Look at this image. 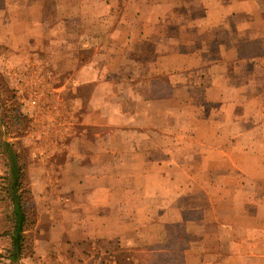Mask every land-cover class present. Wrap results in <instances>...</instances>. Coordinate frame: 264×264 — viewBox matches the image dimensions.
<instances>
[{"label": "crops", "instance_id": "crops-1", "mask_svg": "<svg viewBox=\"0 0 264 264\" xmlns=\"http://www.w3.org/2000/svg\"><path fill=\"white\" fill-rule=\"evenodd\" d=\"M96 5L100 11L97 18L104 25L101 31L92 34L86 30L85 21L86 14L89 16L91 7ZM129 7L132 8L130 13L127 12ZM117 11L130 15L133 20L122 16L117 26ZM108 22L110 27L105 25ZM124 22L131 24H124L129 28L116 38L128 46L131 60L114 53L108 38L111 26L122 28ZM139 22L141 27L136 30ZM0 23V44L17 51L20 56L49 55L69 72H83L92 63L91 67H105L106 74H115L113 71L116 70L124 75L121 81H116L118 86L146 87L142 97L135 94L131 99V96L120 95L115 99L111 97L110 88V94L101 95L103 99H100L97 87L102 85L103 74L97 77L98 83L86 99L85 115L96 123L87 121V126L99 128V133L91 135L94 152L89 155V163L85 161L86 154L83 156L79 152V145L74 142L71 145V149L77 151L73 160L78 156L80 164L72 165L79 169L69 171L68 175L72 177L81 170L84 172L76 179L78 190H81L79 184L83 183L82 204L75 202L70 207L73 210L69 215L75 220L69 228L76 231L75 223L81 222L82 234L76 231L80 239L115 241L119 246H132L130 239L125 242L122 239L124 235L140 230V218H145L154 230L158 227L161 232L158 235L151 233V241L134 248L147 249L152 255L160 252L164 256H180L183 264H213L215 255L229 262L234 254H224V232L231 234L234 229L248 227L237 223L232 215L228 220L215 216L219 200L206 187L202 186L201 200H194V195L185 191L176 194L178 198L186 197V202L174 210L176 216L173 219L165 218L167 215L163 220L155 218L150 204L165 197L164 182H174V176L168 173L156 175L155 172L180 169L190 163L189 159L176 160L173 155L175 150L190 148L186 139L174 137L177 131L178 135H185L187 129L165 126L167 120L171 117L194 118L199 127H195L193 134L201 149H235L233 119L242 120L249 126L254 124L255 115L247 113L245 107L255 101L264 103V0H0ZM16 37L25 39L26 43L21 47L15 45L12 39ZM131 101L135 103L132 111L126 110ZM144 101L145 108L136 109ZM192 101L206 106L201 105L200 109L195 108L186 115L178 112V116L173 110L164 108L170 102L185 108L187 103L192 105ZM216 102L220 103V110L213 107ZM161 105L163 109H155ZM229 106H242L243 113L234 117L229 113ZM142 118L147 119L146 125L140 122ZM124 120L125 123H120ZM106 129L108 131H103ZM156 136L162 139L156 141ZM225 136L226 145H220L219 140ZM243 150L249 154L251 147L246 145ZM126 151H130L126 159L132 168L141 165L148 169L140 175L134 173L128 179L136 182L142 177L152 183L141 188L139 193L130 194L129 199L141 198L147 202L141 208L123 209L115 203V197L120 196L122 189L102 183L122 182L123 177L117 168L115 172L104 174L107 165L99 158L108 156L120 165ZM259 159L264 158L260 156ZM226 165L230 168L225 169L226 175L222 178L229 182L234 180L235 163L232 159L226 160ZM86 170H94L97 174L89 175ZM202 174L188 175V180L197 182ZM239 177L243 182L247 179L243 174ZM210 180L215 181V177ZM91 182L99 184L89 185ZM252 182L258 183L259 191L247 194L245 200L259 217L264 213V193L261 192L264 181ZM212 235L216 237L214 248L208 241ZM181 244L184 249L178 253L175 249ZM232 245L234 241L228 244ZM198 247L204 248L194 253V248ZM247 256L250 260V255Z\"/></svg>", "mask_w": 264, "mask_h": 264}, {"label": "rangeland", "instance_id": "rangeland-1", "mask_svg": "<svg viewBox=\"0 0 264 264\" xmlns=\"http://www.w3.org/2000/svg\"><path fill=\"white\" fill-rule=\"evenodd\" d=\"M131 10L132 8L129 7L127 12L130 13ZM119 12L116 13L117 26H119L122 16L130 21L133 20L130 15ZM99 14V6L97 5L91 7L89 16L86 14L85 28L87 31H91L92 34L103 29L104 22L97 18ZM124 24L131 23L124 22L122 28L116 25L111 26L108 38L112 41L114 53L131 60L132 54L127 50L128 46L122 40L118 41L116 38L119 34L122 35L126 32V27L129 28ZM133 24L135 23L133 22ZM105 25L110 27L109 22ZM139 27H141L140 22L136 24V30ZM12 40L15 45H20V47L26 43L25 39L19 37ZM26 57L20 56L17 51L10 50L0 44V114H11L18 108L21 114L29 120L28 124L25 125L9 126L12 133L18 132V130H28L22 138L12 141L17 143V147L22 153V161L26 166V179L31 191V205L35 207L36 211L35 218L32 219L33 221L36 220L35 227L32 228L31 232L34 241V253L21 260L19 264H111L114 257L121 256L123 253L135 255V252L132 251L139 249L134 247H138L140 243L151 241V233L160 234L161 231L157 230L158 227H155L154 230L149 220L140 218L142 219L139 221L140 230L132 234H126L124 235L125 238L122 239L124 242L130 239L132 246H119L114 243L115 241L80 239L81 236L77 232L82 234L83 224L76 222L75 229L77 232L72 231L69 224L74 223L75 217L69 214L73 210V208H70L72 204L75 202L82 204L83 192L81 186L83 183L79 184L81 190H78V183L76 182H78L79 175L84 171L81 170L78 172L79 174L76 173V176L72 177L68 173L79 169V167L75 168L72 165L80 164L78 156L73 160L74 152H77L71 149L73 142L79 145V152L81 151L83 156L84 153L86 154L84 158L88 163L89 155L94 152L90 141L93 134L99 133V128L87 126V121L91 124L94 121L93 125L96 123L95 120H89L85 114L86 99L94 89V84L98 83V81L96 82L97 77L103 74L102 78L104 79L101 81L102 85L97 87V97L110 94L109 89L111 88L112 98L116 99L122 95L126 98L131 96V99H134L135 94L140 97L144 96L146 87L133 89L125 85L118 86L116 81H121L120 79L124 75L118 74L116 70L113 71L115 74H106L105 72H108V70H104L105 67H91L90 64L92 63L83 72H69L65 66L63 68L62 64L52 60L49 55L28 54ZM130 72L128 71V73ZM107 79L108 81H106ZM12 97L15 101L14 110L9 109V105L2 104V102ZM100 99H103V96ZM145 102H141L142 105L138 104L136 109L143 110ZM134 104L132 102L126 105V110L132 111ZM178 104L177 102H170L164 108L173 110L174 115L177 114L178 116V112L186 115L192 113L195 108L200 109L201 105L206 106L204 103L196 101H192V105L187 103L185 108L180 107ZM213 107L221 109L220 103L217 102ZM236 107L231 108L229 106L228 108L229 113L234 117L243 113L242 106ZM155 109L159 110L163 107L162 105L156 106ZM205 109L206 111L209 110L208 107ZM245 109L250 115H255L252 119L254 124L249 126L242 120L237 122L233 119L235 121L233 124L235 149L199 148L196 144L198 138L193 134V130L199 125L194 118L184 119L181 117L176 119L171 117L165 123V126L171 128L180 126L187 129L188 132L185 135L183 133L178 135L176 130L177 133L174 134V137L186 139L190 148L180 151L175 150L173 155L176 160L186 161V159H189L190 163L180 169H158L155 172L156 175L165 176L168 173L170 176H174L172 180L174 182H164L166 195L162 198V201L159 199L158 202L150 204L151 212L154 213L155 211L152 216L163 220V216L167 215L165 218L173 219L176 216L174 210L186 202V197L184 199L178 198L176 194L185 191V193H192L194 200H201L202 186H204L212 196L219 200V208L215 216L218 215L228 220V217L232 215L231 218L237 223L248 227L234 229L231 234L224 232L223 242L225 246H222V249L224 254L233 252L234 257L228 262L225 261L224 257L215 255L214 261H212L213 264H264V213L257 217L258 215L247 205L245 200L247 194L253 195L259 191H257L258 183L252 181H264V159H259L260 156L264 158V133L261 132V130L264 131V103L255 101L249 103ZM5 120L10 119L5 118ZM125 120L120 121V123H125ZM146 121L145 118L140 119L142 125H146ZM198 136L201 139V136ZM161 139L157 136L155 138L156 141ZM225 139L226 136L221 138L219 144L225 146ZM246 145L251 147L249 154L243 150ZM129 153L130 151L124 152L125 157L123 156L120 165L119 161L108 156L99 158L100 162L103 161L107 165V171L104 174L115 172L114 170L117 168L118 174L123 177L122 182L102 181L104 186L108 184L116 186L117 189H122L120 196L115 197V203L122 205L123 209L146 206L147 202H144L141 198L129 199L130 194L134 191L139 193L141 188L152 184L147 183L142 177H139L136 182H131L128 179L134 173L140 175V173L148 170L141 165H135L132 168L126 159ZM231 159L235 163V176L234 180L228 182L222 177L226 175L225 169L230 168V165H226V160L229 162ZM5 169L0 156V179L4 175ZM149 170H152V168H149ZM199 172L203 173L202 178L199 177V181L188 180V175L195 173L197 175ZM212 172L213 175H211ZM86 173L91 175L95 172L94 170H86ZM241 174L247 177L245 182L239 177ZM210 177H215V181H211ZM91 184L95 186L99 183L91 182L89 185ZM261 192L264 193V184L261 186ZM3 209L4 205L0 203V220ZM156 211L160 212L156 213ZM140 215L144 217V214L140 213ZM258 230H261V232ZM210 238L208 241L213 246L216 237L212 235ZM232 241H234V245L228 246ZM6 248L7 241L0 238V264H10L5 258ZM201 248L204 247L194 248V253L200 252ZM121 249H124L125 252H122ZM247 255H250V260H248ZM192 264H196V262H192Z\"/></svg>", "mask_w": 264, "mask_h": 264}, {"label": "trees", "instance_id": "trees-1", "mask_svg": "<svg viewBox=\"0 0 264 264\" xmlns=\"http://www.w3.org/2000/svg\"><path fill=\"white\" fill-rule=\"evenodd\" d=\"M14 97L2 102L9 105V109H15ZM8 117H7V116ZM8 118L10 120H5ZM29 120L21 114L18 108L11 114H0V156L4 162L5 172L0 179V203L4 205L0 220V238L7 241L5 258L10 264H19L21 260L34 253V241L32 228L35 227V207L32 206L31 191L26 179V166L23 163L22 153L14 143L16 139L27 134V129L12 133L10 125H25ZM26 128V127H25ZM28 128V127H27ZM175 250L180 253L184 245ZM125 252L124 249H121ZM135 255L123 253L114 257L111 264H183L180 256H164L160 252L154 255L147 249H139ZM105 264V263H102Z\"/></svg>", "mask_w": 264, "mask_h": 264}]
</instances>
